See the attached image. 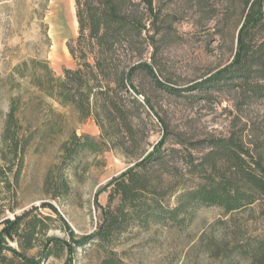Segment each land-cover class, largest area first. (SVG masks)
Wrapping results in <instances>:
<instances>
[{
	"label": "trees",
	"instance_id": "obj_1",
	"mask_svg": "<svg viewBox=\"0 0 264 264\" xmlns=\"http://www.w3.org/2000/svg\"><path fill=\"white\" fill-rule=\"evenodd\" d=\"M209 1L195 0L200 24L215 15L209 13ZM225 1L231 7V1ZM263 1L241 0L230 62L188 90L209 94V90L231 85L244 96L264 99ZM74 9L77 35L66 42L75 62L73 68H64L61 75H56L47 59L31 57L14 65L8 75L0 78L14 90L1 135L14 159L19 161L13 178L17 182L26 147L37 133L23 134L20 122V104H26L33 95L72 108L80 120L92 117L101 132L98 140L72 131L61 144L60 162L45 175L47 185L53 168L58 170V179L52 182V198L68 192L62 170L84 150L100 153L114 149L133 157L134 161L105 184L107 202L101 207L100 223L95 231L76 242L71 241L72 231L66 220L47 202L0 219L1 264L12 263L14 259L18 264H39L61 250L67 254L65 264H73V242L78 246L90 242L110 244L133 226L144 228L152 223L168 222L179 225L194 205L218 206L228 214L264 198L261 154L256 156L234 132L210 138L206 151L197 161L188 148L182 152L177 147L166 146L168 125L157 116L139 87L142 79H148L169 95L181 96L184 91L159 76L157 53L168 36L162 26L160 0H74ZM145 107L158 118L164 132L150 149L142 146L144 134L137 123L142 112L149 115ZM49 110L54 113L50 105ZM56 116L61 118L62 114L57 112ZM49 129L51 134H58L61 125L52 124ZM179 159L183 161L180 168L176 163ZM183 169L198 181L177 194L176 204L170 206L168 199L176 193L178 185L174 179L181 177ZM2 174L8 181L5 170ZM44 209L48 211L42 212ZM52 227L65 230L70 240L48 234ZM37 247L36 255L28 254ZM242 252L250 264H264V240L255 238L247 242ZM115 261L114 251L109 250L98 264H115Z\"/></svg>",
	"mask_w": 264,
	"mask_h": 264
},
{
	"label": "rangeland",
	"instance_id": "obj_2",
	"mask_svg": "<svg viewBox=\"0 0 264 264\" xmlns=\"http://www.w3.org/2000/svg\"><path fill=\"white\" fill-rule=\"evenodd\" d=\"M230 1L228 8L225 0H210L209 13L215 15L200 24L195 0H160L162 26L168 36L157 53L159 76L184 91L181 96L169 95L148 79H142L139 87L157 116L168 125L166 146L181 151L188 148L197 161L206 151L210 138L234 132L256 156L261 154L264 164V99L244 96L231 85L209 90V94L187 89L232 58V37L242 4L241 0ZM76 35L74 0H0V78L8 75L14 65L31 57L47 59L55 74L61 75L64 68L75 65L66 42ZM13 94L14 90L0 80V219L47 202L66 220L72 231L71 241L76 242L96 230L101 207L107 202L105 184L130 166L134 158L114 149L100 153L84 150L62 170L68 192L52 198V182L58 179V170L53 168L47 185L45 175L60 162L61 144L72 131L98 140L101 132L92 117L80 120L72 108L33 95L26 104H20V122L23 134L37 133L26 147L15 182L13 175L19 161L1 137ZM57 112L62 114L61 118L56 116ZM132 112L135 114V109ZM148 113L147 116L142 112L137 122L146 149L164 134L158 118L150 110ZM58 123L61 132L51 134L50 126ZM176 163L183 167L182 160ZM3 170L8 181L4 180ZM181 173L180 178L174 179L178 185L176 193L168 199L170 206L176 204L177 194L198 181L186 175L184 169ZM188 211L179 225L168 222L152 223L144 228L133 226L110 244L90 242L78 246L73 242V264H98L109 250L115 253V264H250L242 248L255 238L264 240V198L228 214L221 207L209 205H194ZM48 234L70 240L66 231L57 227H52ZM38 250V247L31 249L28 254L36 255ZM4 254L11 257L8 252ZM66 257V252L61 250L39 264H65ZM9 264L18 263L14 259Z\"/></svg>",
	"mask_w": 264,
	"mask_h": 264
}]
</instances>
